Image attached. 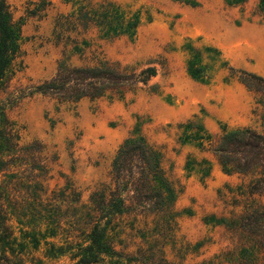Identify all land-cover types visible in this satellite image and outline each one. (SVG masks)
Returning <instances> with one entry per match:
<instances>
[{
  "label": "rangeland",
  "instance_id": "374dc122",
  "mask_svg": "<svg viewBox=\"0 0 264 264\" xmlns=\"http://www.w3.org/2000/svg\"><path fill=\"white\" fill-rule=\"evenodd\" d=\"M6 1L13 17L23 22V67L0 91V99L11 101L7 115L20 144L39 143L48 189L70 186L86 203L91 192L108 181L111 160L123 139L138 133L161 151L163 168L180 189L175 202L180 214L172 241H165L166 257L175 264H195L230 248L229 233L211 215L227 218L239 211L236 186L243 177L224 173L211 147L186 139L184 129L188 121H195L212 136V143L223 129L250 126L264 131V96L247 90L229 76L228 69L264 77V16L257 7L259 0L240 4L110 0L123 11L138 13L134 37H108L95 27L79 26L64 34L69 40L56 39V18L102 0ZM72 40L81 52L73 51ZM190 49H196L200 63L210 67L209 80L188 73ZM64 51L75 65L105 57L135 71L151 65L156 72L145 85L123 96L82 98L75 103L42 94L15 99L18 90L49 79ZM259 200L264 202V196ZM143 220L139 217L136 222L142 226ZM125 221L121 237L133 250L141 238ZM147 222L152 228L151 217ZM40 251L35 255L41 258ZM42 261L73 264L67 255Z\"/></svg>",
  "mask_w": 264,
  "mask_h": 264
},
{
  "label": "trees",
  "instance_id": "16d2710c",
  "mask_svg": "<svg viewBox=\"0 0 264 264\" xmlns=\"http://www.w3.org/2000/svg\"><path fill=\"white\" fill-rule=\"evenodd\" d=\"M257 7L264 16V0ZM138 22L137 12L123 11L112 1L102 0L96 6L82 5L60 15L54 33L58 40H69L64 34L80 26L95 27L108 37L124 34L132 38ZM22 24L13 17L9 3L0 0V91L23 67ZM71 42L73 51H82L76 41ZM190 50L188 73L209 80L210 67L200 63L196 49ZM228 69L229 76L247 90L264 96V77ZM155 72L151 65L135 71L105 57L75 65L64 51L49 79L18 90L15 99L42 94L75 103L82 98L123 96L137 85H145ZM9 102L0 99V264H42L43 259L64 255L73 264H175L166 257L164 245L166 239H173L180 189L166 174L161 151L154 144L138 133L124 138L111 160L108 181L101 182L82 203L70 186L48 189L39 143L20 144L7 115ZM184 130L186 139L200 147L205 141L211 147L224 173L243 177L236 186L239 211L227 218L211 215L229 233L230 248L195 264H264V202L259 200L264 196V131L250 126L223 129L212 143V136L195 121H188ZM139 217L144 219L142 226L136 222ZM149 217L152 228H148ZM124 220H129V229L141 238L133 250L121 237ZM150 229L153 233L146 234ZM39 250L41 258L35 255Z\"/></svg>",
  "mask_w": 264,
  "mask_h": 264
}]
</instances>
